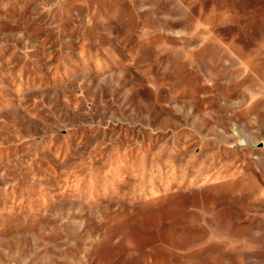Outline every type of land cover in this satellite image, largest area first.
Instances as JSON below:
<instances>
[{
	"label": "rangeland",
	"instance_id": "1",
	"mask_svg": "<svg viewBox=\"0 0 264 264\" xmlns=\"http://www.w3.org/2000/svg\"><path fill=\"white\" fill-rule=\"evenodd\" d=\"M0 264H264V0H0Z\"/></svg>",
	"mask_w": 264,
	"mask_h": 264
}]
</instances>
